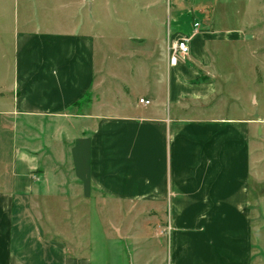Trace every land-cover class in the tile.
I'll return each instance as SVG.
<instances>
[{
  "label": "crops",
  "instance_id": "0c3cea01",
  "mask_svg": "<svg viewBox=\"0 0 264 264\" xmlns=\"http://www.w3.org/2000/svg\"><path fill=\"white\" fill-rule=\"evenodd\" d=\"M162 1L82 0L71 30L38 24L16 32L12 68L5 66L11 84L0 92V264H94L93 219L101 215L110 264L255 263L251 181L260 127L218 62L249 36L220 30L209 5ZM119 7L122 21L143 20L150 30L118 43L149 46L138 70L146 86L155 75L153 97L139 98L155 104L149 110L94 100L100 76L132 92L128 74L105 71L98 60L118 42L101 45V17L119 15ZM187 8L202 16L198 29L174 27ZM168 22L173 39L190 38V57L175 67L166 55ZM69 197L84 205L70 206ZM152 241L167 251L137 248L133 259L127 252Z\"/></svg>",
  "mask_w": 264,
  "mask_h": 264
},
{
  "label": "rangeland",
  "instance_id": "374dc122",
  "mask_svg": "<svg viewBox=\"0 0 264 264\" xmlns=\"http://www.w3.org/2000/svg\"><path fill=\"white\" fill-rule=\"evenodd\" d=\"M82 0H0V92L11 84V71L5 75L8 67L12 68L14 56V39L16 32L24 33L34 30L38 24L42 30L64 32L68 26L70 30L75 25V6ZM182 6L187 7L189 4H206L219 21L220 30L236 29L242 30L249 39L245 44H235L227 47L223 55L218 56V62L221 67H224L227 77L230 79L227 83V88L239 96V105L248 111L250 116L258 120L260 133L258 140L254 141V172L252 176L253 197V219H254V237H255V263L264 264V0H181ZM186 1V2H185ZM170 0H163L162 6H165ZM172 2V0H171ZM182 6L180 8H182ZM122 11L119 15L111 13L109 16L101 17L99 33L104 39L101 40V45L106 46L105 42H117L112 47L114 53L99 52L98 60L100 67H105V71L111 72L116 70L121 74H128L126 82L131 89V95L126 96V88L123 85L116 84L114 89L121 92L116 94L113 87L110 86L107 76H100L101 83L100 91L94 94V100L100 104H110L114 102L117 111H123L126 105L142 108L139 103L140 96L153 97L150 89L155 86L152 81L153 76L150 72L151 80L149 85H145V81L141 79L138 70L143 63L148 64L150 54H148V45L137 44L129 46L127 44H118L119 38L125 39L126 35H141L150 33L147 30L146 23L143 20L132 22L122 21L124 16V7H119ZM211 8V9H210ZM214 8V9H212ZM214 10V11H213ZM181 18L175 19L173 25L175 28L184 26L185 24L194 26L201 21V15L192 12L191 8H187V12H181ZM185 15V17H183ZM106 17V18H105ZM167 22V21H166ZM166 55L168 58V46L173 40V30L169 28V22L166 23ZM172 26V23H170ZM68 28V29H69ZM69 31V30H68ZM253 36H257L253 40ZM137 39V37L132 36ZM130 44V43H129ZM111 49V50H112ZM255 53V54H254ZM10 63V64H9ZM7 64V68L5 67ZM10 70V69H9ZM131 71L133 74L131 75ZM11 72V74H10ZM153 76V77H152ZM164 78H167L166 72ZM224 88V86H223ZM126 89V90H125ZM112 92L110 93V91ZM107 97H110L107 99ZM127 100V101H125ZM112 105V106H113ZM145 106L147 109L154 107ZM167 110V106H165ZM111 111V108L104 109L105 113ZM247 116V115H245ZM251 119V118H250ZM66 171L65 167H62ZM70 173V172H69ZM49 201V199H48ZM47 201V202H48ZM51 202L53 200H50ZM69 205L75 207V204L80 206L83 203L76 202L75 198H68ZM53 203V202H52ZM72 203V204H70ZM59 205V202H58ZM72 210V208H71ZM53 212V222L60 224L57 218L59 214ZM74 213L69 214V229L70 236L75 238L76 228L73 224L75 219ZM99 219V218H98ZM94 216V223L97 229L94 230V242L96 245L93 249V255L96 257L94 264H110L112 259L109 251V246L106 239V230L103 224L102 215L100 219ZM101 223V225H100ZM97 224V225H96ZM103 224V225H102ZM165 235L169 234V223L166 225ZM143 252L158 253L164 252L168 247L166 245L160 247L155 241L144 244L143 242L137 246L129 245L127 252L132 254V259L136 255L138 249ZM165 250H163V249ZM167 251V250H166ZM133 261V263H132ZM131 264H143V260L139 263L138 260H132ZM121 264H124L121 262ZM160 264V261H159ZM166 264V263H165Z\"/></svg>",
  "mask_w": 264,
  "mask_h": 264
},
{
  "label": "built area",
  "instance_id": "2783aa9c",
  "mask_svg": "<svg viewBox=\"0 0 264 264\" xmlns=\"http://www.w3.org/2000/svg\"><path fill=\"white\" fill-rule=\"evenodd\" d=\"M199 24L195 25V29L199 28ZM191 55L190 38L187 36H179L173 39L168 46V63L170 67H175L179 62H186ZM140 104L148 106L151 101L140 99Z\"/></svg>",
  "mask_w": 264,
  "mask_h": 264
}]
</instances>
